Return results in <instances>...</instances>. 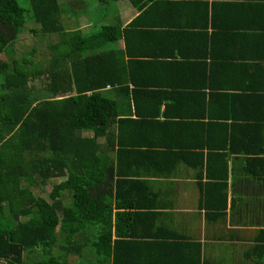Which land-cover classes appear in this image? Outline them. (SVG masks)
<instances>
[{"label":"crops","instance_id":"crops-1","mask_svg":"<svg viewBox=\"0 0 264 264\" xmlns=\"http://www.w3.org/2000/svg\"><path fill=\"white\" fill-rule=\"evenodd\" d=\"M116 1L125 31L102 49L115 84L103 92L118 106L120 191L139 205L122 228L139 242L107 262L88 226L82 247L39 244L0 264H264V0Z\"/></svg>","mask_w":264,"mask_h":264},{"label":"trees","instance_id":"trees-1","mask_svg":"<svg viewBox=\"0 0 264 264\" xmlns=\"http://www.w3.org/2000/svg\"><path fill=\"white\" fill-rule=\"evenodd\" d=\"M129 1L143 11L155 0ZM29 4L28 11L18 0H0V55L5 58L0 59V259L15 255L20 260L24 249L39 244L52 248L57 242L62 250L82 247L75 242L90 239L89 226L98 230L93 246L108 262L118 244L139 242L137 231L122 228L124 222L132 224L139 205L120 191L126 174L118 163L122 140L111 131L118 122V106L103 92L107 84H115L102 69L107 57L102 49L125 30L120 24L103 25L91 33L68 30L63 15L69 12L78 19L86 5L82 0H70V7L60 0ZM27 12L40 26L33 29L35 34L59 37L49 46L52 58L45 65L28 55L15 58L13 46L27 23ZM113 52L121 64L125 51ZM41 75L51 81L48 90L37 93L29 79ZM174 167L160 166L167 171ZM221 169L224 174L209 169L206 177L226 176L227 166ZM57 177L67 180L53 186L51 200L36 192ZM210 188L209 182L206 191ZM64 191H70L69 205L64 203Z\"/></svg>","mask_w":264,"mask_h":264},{"label":"rangeland","instance_id":"rangeland-1","mask_svg":"<svg viewBox=\"0 0 264 264\" xmlns=\"http://www.w3.org/2000/svg\"><path fill=\"white\" fill-rule=\"evenodd\" d=\"M18 1L26 10L28 11L30 10L29 0H18ZM60 1L62 3H65L66 7H70V5H68V2L70 0H60ZM83 1L86 2V5H85L86 10L84 9L85 8L84 7L83 9L78 11L79 12L78 19L71 17L69 12L64 13L63 20L64 22H67L65 23V26L67 28L72 29L75 23H79L80 25H83V26L88 25L87 30L84 31V33L96 32L103 25L115 24L117 22L116 17H120V12L117 11L116 9V6L119 4L118 1L108 2L107 6H105V4L99 3L98 0H82V2ZM84 12L87 14H85ZM27 15H28L27 23L16 40V41L18 40L19 41L14 43V46H13L16 52L15 58H21V57H25L28 55L32 57L34 62L45 65L47 61L52 58V53H51L49 46L51 44L58 42L59 37L56 34H43L41 32L39 33V35L35 34L33 32V29L38 28L39 25L29 19L30 17L29 12H27ZM87 19H89V21H86ZM90 21L92 23L89 26V24L87 23ZM109 46H113V44L111 43L109 44ZM62 50L63 48H61V51ZM30 53L31 55H29ZM53 55H55V52H53ZM41 76L42 77L37 78V79H35L34 77L29 79L30 80L29 86L33 88V90L37 93L40 91V89H43V88H46L48 90V85H49V82L51 81V78H49L47 75H41ZM66 180H67V177L52 178L50 179L49 184L46 185V187L44 188L43 193L40 192L39 190L37 191L45 199L51 200L50 193L52 191L53 186L59 185L63 181H66ZM69 192L66 193L64 191L62 193V195L63 194L66 195L64 197V203L66 205H69L71 203Z\"/></svg>","mask_w":264,"mask_h":264}]
</instances>
